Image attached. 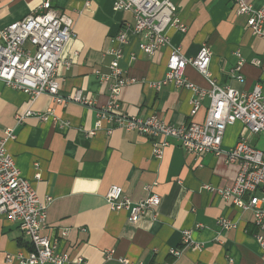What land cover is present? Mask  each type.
<instances>
[{"label":"crops","instance_id":"1","mask_svg":"<svg viewBox=\"0 0 264 264\" xmlns=\"http://www.w3.org/2000/svg\"><path fill=\"white\" fill-rule=\"evenodd\" d=\"M42 0H0V31L35 11ZM177 7L184 31L169 29L168 47L154 55L143 54L138 38L127 33L126 44L117 37L132 23L130 12L116 11L114 0H55V11L69 18L73 38L67 43L57 71L59 97L74 91L93 101L90 107L68 103L57 106L47 95L30 99L27 94L0 84V142L11 133L14 139L5 149L15 162L19 175L34 189L46 206L42 234L56 245L58 253L77 257L83 264H258L260 248L254 235L257 228L248 213H242L216 192L233 186L237 165H228L223 156L194 158L175 140H168L160 159L154 144L137 131H127L112 121H102L99 112L106 106L108 88L98 70L108 75L113 54L121 51L123 78L132 79L120 96V111L128 118L160 121L179 127L203 122L209 100L201 102L198 113L190 115L197 95L189 89L165 84V65L172 49L193 59L203 46L212 57L208 79L219 87L249 93L261 86L264 96V42L246 28L244 17L236 16L231 0H171ZM254 9L264 0H249ZM239 56H238V55ZM245 64L235 73L237 63ZM258 61V66L250 61ZM234 75L235 77H232ZM236 76H241L237 80ZM185 79L197 89L208 90V79L192 66ZM53 109L54 114L47 116ZM33 114L20 123L18 112ZM118 115V113H117ZM48 117L41 120L40 117ZM239 123L226 129L222 149L238 141ZM253 143V144H251ZM251 146L264 145V138L250 139ZM112 186L121 187L131 202L149 195L159 197V205L137 222L128 221L126 211L113 212L105 203ZM210 189H213L211 191ZM47 199L49 201L47 202ZM220 219L235 228L221 230ZM188 233L190 246L185 244ZM198 247V248H196ZM29 240L17 225L0 215V264L7 256L27 255ZM10 264H18L13 259Z\"/></svg>","mask_w":264,"mask_h":264},{"label":"built area","instance_id":"2","mask_svg":"<svg viewBox=\"0 0 264 264\" xmlns=\"http://www.w3.org/2000/svg\"><path fill=\"white\" fill-rule=\"evenodd\" d=\"M54 1L42 0L35 11L0 31V84L24 92L32 100L47 95L57 106L76 103L90 107L93 101L84 96L82 90H76L66 98L59 97V65L63 64L66 69L71 65L70 61H61L60 56L73 38V29L69 18L53 9ZM231 1L235 15L246 19L244 23L247 30L264 42V7L254 9L249 0ZM114 9L130 12L132 15V23L125 25V30L117 37L118 42L126 44L127 33L130 31L133 37L138 38V48L143 54L152 56L160 48L168 47L169 29L184 31L178 20L177 7L171 0H114ZM169 53L165 78L153 87L158 91L162 85L172 84L195 93L197 99L191 102L192 117L198 113L201 102L207 98L209 104L203 122L193 120L187 125L175 127L160 121L156 116L135 119L119 114L122 90L133 81L122 77L119 62L123 54L117 51L113 54L108 75H102L98 70L95 72L103 82L114 80L108 88L107 104L98 114L96 127L101 128L102 121H112L118 127L137 131L151 141L158 139L153 148L157 159L161 158L167 141L175 140L182 150L194 158L201 159L212 154L223 156L228 165H237L238 174L233 186L216 193L242 213L251 216V222L257 228L253 238L261 253L258 264H264V151L249 144L253 137L264 138L262 88L256 85L249 93H238L229 87H219L208 79L212 57L208 46H203L193 59L185 58L175 49ZM250 62L256 66L259 64L256 60ZM237 64L235 73L240 72V67L245 62L241 59ZM188 66L208 79V90L197 89L185 79L184 70ZM236 78L242 79L241 76ZM32 114L31 111L18 112L15 120L20 123ZM53 114V109H50L47 116ZM47 116L40 119L46 120ZM236 123L242 126L243 131L233 147L223 150L221 144L225 131ZM11 139H14L12 132L7 133L0 142V215L18 226L23 236L29 240L31 251L27 255L7 256L6 262L10 264L15 259L18 264H83L80 257L72 261L68 254L58 253L56 245L42 234L46 206L39 202L28 181L20 177L15 162L7 153L4 146ZM105 203L113 212L126 211L128 221L135 223L159 205V197L152 194L142 201L131 202L123 195L121 187L112 186L105 195ZM218 226L222 231L235 228L225 219H220ZM184 235L185 244L190 246L188 233L185 232ZM226 264L233 263L228 259Z\"/></svg>","mask_w":264,"mask_h":264},{"label":"rangeland","instance_id":"3","mask_svg":"<svg viewBox=\"0 0 264 264\" xmlns=\"http://www.w3.org/2000/svg\"><path fill=\"white\" fill-rule=\"evenodd\" d=\"M251 144H253V143H251ZM257 148L264 151V145H262V144L257 146Z\"/></svg>","mask_w":264,"mask_h":264}]
</instances>
